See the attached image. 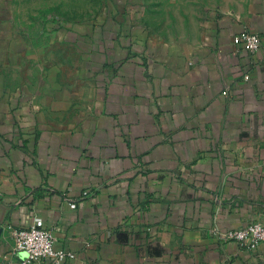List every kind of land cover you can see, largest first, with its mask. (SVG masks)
Returning <instances> with one entry per match:
<instances>
[{
	"label": "crops",
	"instance_id": "1",
	"mask_svg": "<svg viewBox=\"0 0 264 264\" xmlns=\"http://www.w3.org/2000/svg\"><path fill=\"white\" fill-rule=\"evenodd\" d=\"M19 2L0 0V264L37 217L64 264H264V243L214 230L264 221V0H195L179 39L145 0L109 28Z\"/></svg>",
	"mask_w": 264,
	"mask_h": 264
},
{
	"label": "rangeland",
	"instance_id": "2",
	"mask_svg": "<svg viewBox=\"0 0 264 264\" xmlns=\"http://www.w3.org/2000/svg\"><path fill=\"white\" fill-rule=\"evenodd\" d=\"M19 1V0H18ZM128 0H20L21 18L38 16L40 21H49L50 15L58 16L64 22L88 21L112 27L116 17L126 14ZM146 25L163 39H179L181 34L196 31L201 20L192 23L190 16H204L207 6H195V0H178L179 5L169 4V0H145ZM148 1L154 2L149 7ZM176 1V0H172ZM183 1V4L181 3ZM168 3V5H165ZM151 8V9H150Z\"/></svg>",
	"mask_w": 264,
	"mask_h": 264
},
{
	"label": "built area",
	"instance_id": "3",
	"mask_svg": "<svg viewBox=\"0 0 264 264\" xmlns=\"http://www.w3.org/2000/svg\"><path fill=\"white\" fill-rule=\"evenodd\" d=\"M233 42L237 47L252 54L262 46L261 35L247 28L234 35ZM248 78L249 76L246 75V79ZM83 194L87 195L88 190H85ZM70 206L76 207L77 204L71 202ZM9 228L13 242L1 264H33L47 258L52 261V264H64L76 258L75 252L55 247V236L52 230L38 217L29 226H9ZM214 230L222 241L236 240L249 248H256L264 243V221L261 219L253 220L235 229L218 231V228L214 227Z\"/></svg>",
	"mask_w": 264,
	"mask_h": 264
},
{
	"label": "trees",
	"instance_id": "4",
	"mask_svg": "<svg viewBox=\"0 0 264 264\" xmlns=\"http://www.w3.org/2000/svg\"><path fill=\"white\" fill-rule=\"evenodd\" d=\"M49 18H50L49 20L54 21V22H57V23L64 22L58 16L50 15Z\"/></svg>",
	"mask_w": 264,
	"mask_h": 264
}]
</instances>
